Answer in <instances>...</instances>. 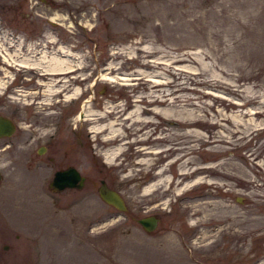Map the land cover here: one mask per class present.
<instances>
[{
  "label": "rangeland",
  "instance_id": "obj_1",
  "mask_svg": "<svg viewBox=\"0 0 264 264\" xmlns=\"http://www.w3.org/2000/svg\"><path fill=\"white\" fill-rule=\"evenodd\" d=\"M50 2L84 50L65 51L82 65L74 78L96 68V100L82 105L97 115L75 154L85 179L51 190L53 166L27 168L0 150V264H204L228 255L217 248L221 230L240 240L235 264H248L252 244L264 241V0ZM133 102L166 110L141 124L126 116ZM111 119L122 130L107 139ZM73 121L58 136L65 149ZM99 177L125 209L99 197ZM146 212L159 218L150 231L135 220Z\"/></svg>",
  "mask_w": 264,
  "mask_h": 264
},
{
  "label": "flooded vegetation",
  "instance_id": "obj_2",
  "mask_svg": "<svg viewBox=\"0 0 264 264\" xmlns=\"http://www.w3.org/2000/svg\"><path fill=\"white\" fill-rule=\"evenodd\" d=\"M51 4L50 0H0V30H4L5 33L1 34L5 42L0 38V45L4 46L0 48V115L6 117L11 124V130L8 133L0 134V150L8 151L11 160L27 168L40 167L44 164L53 166V170L67 165L77 168L75 154L78 155L80 145L85 144L81 133L86 129L85 134H89L91 128L90 124L86 123L89 120L86 111L91 112L89 114L91 117L97 111L95 107H88L86 110L82 105L84 99L93 104L96 100L94 98L95 80L92 79L91 82L88 79L91 76L95 77V74L91 72L95 73L96 68L94 64L89 65L88 70L91 72L85 76L79 74L77 79L74 78V70L82 66L81 64L64 68L61 60L66 50L72 54H81L84 50L79 49V43L72 41L73 34L65 35L62 17H48L53 12H59L58 7H50ZM6 9H8V16H5ZM75 39L78 40L76 36ZM65 42L77 49H66ZM91 42L94 47L88 50V62L96 60L91 58L95 57L96 42L93 39ZM50 56L53 59L59 58V64L55 65ZM78 73L80 72L77 71L76 74ZM67 74L73 76L68 86ZM72 84L78 86L77 92L65 96L66 88ZM86 93L88 97L82 99ZM65 99H68L67 104ZM66 117H72L74 121L71 128L73 138L67 142L68 146L65 149V146H62L64 140L58 139V136L64 130ZM164 119L163 121L166 122ZM1 176L0 162V178ZM49 179L47 186L51 190H59L48 184ZM65 187L76 186L62 188ZM150 213L157 217V224L159 218L156 213L146 212L142 215ZM138 223L146 231H150L156 225L147 229L140 222ZM239 241L234 234L221 230L217 238L219 243L217 248L222 254L225 250L228 255L210 263L208 261L210 259L206 256L204 264H235L236 257L232 254L237 248L239 249ZM212 244L215 245L214 242ZM6 246L7 243H3V247ZM206 249L209 252L214 249V246ZM248 264H264V241L252 244Z\"/></svg>",
  "mask_w": 264,
  "mask_h": 264
},
{
  "label": "water",
  "instance_id": "obj_3",
  "mask_svg": "<svg viewBox=\"0 0 264 264\" xmlns=\"http://www.w3.org/2000/svg\"><path fill=\"white\" fill-rule=\"evenodd\" d=\"M168 123L176 124V120H166ZM11 130V124L6 117L0 115V134L8 133ZM84 175L73 165L55 168L48 181L53 188L60 189L64 186L80 187L83 184ZM99 197L105 202L111 204L117 209L126 207L124 198L118 189L107 184L103 177H100L96 186ZM145 228L150 229L156 224L157 217L153 214H146L136 217Z\"/></svg>",
  "mask_w": 264,
  "mask_h": 264
},
{
  "label": "bare ground",
  "instance_id": "obj_4",
  "mask_svg": "<svg viewBox=\"0 0 264 264\" xmlns=\"http://www.w3.org/2000/svg\"><path fill=\"white\" fill-rule=\"evenodd\" d=\"M56 13L55 14H52V15H49V17H51V18H55L56 17ZM7 55V54H6ZM51 57V56H50ZM64 57L65 58H62V63H64V68L66 69V68H68V67H70V66H72L73 65V63L72 64H70V60H71V57H69V55L68 54H65L64 55ZM55 59H53V57H51L50 59H52L53 61H54V63H55V65H58L59 64V62H60V59L59 58H57V57H54ZM52 60H51V62H52ZM50 61V60H49ZM48 63V62H47ZM49 64V63H48ZM75 64V63H74ZM52 65V64H51ZM50 67V66H49ZM150 76V75H149ZM153 76V75H152ZM154 77V76H153ZM153 77H151L153 80H154V78ZM151 79V80H152ZM157 80V79H156ZM153 83V82H152ZM73 89H74V87H73ZM49 91H50V89H48ZM77 92V87H75V89L74 90H72V92ZM65 96H66V94H65ZM169 101H171V100H169ZM169 105V104H168ZM170 106V105H169ZM152 108H142L141 106H139L136 102H133L132 103V107H131V109H129L128 110V112L126 113V116H131L132 115V119H134V120H136V121H138V122H147L148 120H150L151 119V117L149 116V114H152V113H154V112H162V113H165V110H166V105H162V106H155V104L153 105V106H151ZM183 108V107H182ZM173 109V108H172ZM144 110H146L147 112H149L148 114L146 113H142V111L143 112H145ZM169 110H171V109H169ZM179 110V109H178ZM182 110V109H181ZM177 111V110H176ZM160 112V113H161ZM179 113H181L180 111H178ZM89 114H91V112H88V111H86V116L89 118V120H91V119H94L96 116H90ZM95 114L97 115V113L95 112ZM185 114V113H184ZM189 114H191V113H189ZM187 115H188V113H187ZM182 116H184V115H182ZM231 116V115H230ZM233 116V115H232ZM91 117V118H90ZM153 117V116H152ZM131 118V117H130ZM154 118V117H153ZM191 119V118H190ZM190 119H188V122L190 121ZM234 119V118H233ZM112 120V121H111ZM111 120H109V122L107 123V130H106V133L104 134V135H106L108 138L107 139H109V138H111L113 135L112 134H115V133H117V131L119 130V129H121L119 126H121V124H116V125H114V122H117V121H115L114 119H111ZM166 120V119H165ZM174 120V119H173ZM186 120V119H185ZM231 120H232V117H231ZM236 120V119H235ZM108 121V120H107ZM187 121H186V124H190V123H188ZM232 122V121H231ZM238 122V121H237ZM119 123V122H118ZM131 124V123H130ZM142 124V123H141ZM186 124H185V126H186ZM233 124V123H232ZM235 125H237V124H235ZM93 126V125H92ZM95 126V125H94ZM93 126V130L94 129H98L97 127H99V126H97V127H94ZM126 126H128L127 124H126ZM102 127L100 126V128L99 129H101ZM131 128V127H130ZM122 130V129H121ZM149 130V129H148ZM103 131V130H102ZM150 131V130H149ZM232 131V130H231ZM120 132V131H119ZM189 133V134H199L198 132H196V130H194L193 128H189V129H186L185 130V133ZM103 135V134H102ZM202 135V134H201ZM106 136H102V137H106ZM196 137V136H195ZM203 137V136H202ZM201 137V138H202ZM226 137V136H225ZM224 136H223V138H225ZM106 140V139H105ZM102 141V140H101ZM107 141V140H106ZM171 144V143H170ZM180 145V144H179ZM120 146V145H119ZM118 144H115V145H113V146H111V147H109V148H107V150H106V154H108L110 151H113V150H115V149H117L118 147ZM121 147V146H120ZM170 147H173L172 149H174V148H176V145H172V146H170ZM180 148V147H179ZM116 152V151H115ZM177 152V151H176ZM178 154L180 153V152H177ZM187 153V152H186ZM113 154V153H112ZM111 156V155H110ZM185 159H187V158H185ZM184 160V159H183ZM199 170H201V169H203V167H201V166H199V168H198ZM183 172H185V171H183ZM185 175V174H184ZM152 183V182H151ZM153 184V183H152ZM150 186V185H149Z\"/></svg>",
  "mask_w": 264,
  "mask_h": 264
}]
</instances>
